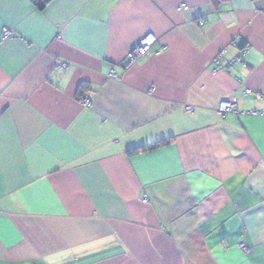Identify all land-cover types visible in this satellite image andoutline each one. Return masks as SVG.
<instances>
[{"label":"crops","instance_id":"crops-1","mask_svg":"<svg viewBox=\"0 0 264 264\" xmlns=\"http://www.w3.org/2000/svg\"><path fill=\"white\" fill-rule=\"evenodd\" d=\"M46 3L0 0V264H264V0Z\"/></svg>","mask_w":264,"mask_h":264},{"label":"built area","instance_id":"built-area-1","mask_svg":"<svg viewBox=\"0 0 264 264\" xmlns=\"http://www.w3.org/2000/svg\"><path fill=\"white\" fill-rule=\"evenodd\" d=\"M178 9H188V6L182 4L178 7ZM5 35L7 36L9 34V31L7 29L4 30ZM156 42V36L153 34H149L142 38L133 48L130 50V52L127 55V60H126V68L131 67L138 61L144 59L147 57L153 45ZM236 62L240 61V58H236ZM235 62H231L225 69H228V67H234ZM245 66V64H243ZM91 102V99L84 96L80 98V103L85 106H89ZM219 115L222 116L223 118L226 117L227 113L230 112H237V106H236V100H223L220 102V106L218 109ZM240 248L245 252L248 250V247L245 243L240 244Z\"/></svg>","mask_w":264,"mask_h":264},{"label":"trees","instance_id":"trees-1","mask_svg":"<svg viewBox=\"0 0 264 264\" xmlns=\"http://www.w3.org/2000/svg\"><path fill=\"white\" fill-rule=\"evenodd\" d=\"M215 3L218 2V0H213ZM33 4L39 9V10H44L47 3H46V0H33ZM169 142V140H162V141H159V142H156V143H151V144H148L144 147H142L141 149H148V148H152L154 147L155 145H158V144H164V143H167ZM135 150H130L129 153H133Z\"/></svg>","mask_w":264,"mask_h":264},{"label":"water","instance_id":"water-1","mask_svg":"<svg viewBox=\"0 0 264 264\" xmlns=\"http://www.w3.org/2000/svg\"><path fill=\"white\" fill-rule=\"evenodd\" d=\"M47 2H49L50 0H46Z\"/></svg>","mask_w":264,"mask_h":264}]
</instances>
